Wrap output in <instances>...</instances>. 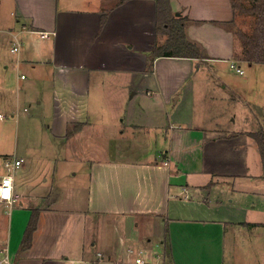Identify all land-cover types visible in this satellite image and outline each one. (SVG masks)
<instances>
[{"label": "crops", "instance_id": "crops-1", "mask_svg": "<svg viewBox=\"0 0 264 264\" xmlns=\"http://www.w3.org/2000/svg\"><path fill=\"white\" fill-rule=\"evenodd\" d=\"M1 5L14 21L0 17V34L12 38L17 58L12 72L1 63L8 97L0 100L25 127L37 121L52 155L61 153L59 173L74 142L87 159L84 176H64L61 187L56 168L53 177L40 175L53 159L41 158L39 148L26 144L12 160L0 154V184L6 174L14 180L13 201H0V264H232L237 235L264 229V172L250 137L264 126V95L254 94L256 84L264 89V64L243 59L232 28L254 16L234 12L232 0H171L206 58L157 57L152 64L167 38L157 0ZM115 137L149 150L88 158L109 150L104 141ZM34 210L37 228L21 253Z\"/></svg>", "mask_w": 264, "mask_h": 264}, {"label": "rangeland", "instance_id": "rangeland-1", "mask_svg": "<svg viewBox=\"0 0 264 264\" xmlns=\"http://www.w3.org/2000/svg\"><path fill=\"white\" fill-rule=\"evenodd\" d=\"M240 4L241 6L243 5L242 1H240ZM0 17L5 20L4 23L8 22V24H11L14 21L13 18L11 19L8 13L7 5L0 6ZM255 23L256 19L253 17L245 23L234 25L232 28L236 33L239 31L252 33ZM0 25L6 26L3 23H1ZM238 39L240 45L238 50L239 52L243 53V42L242 38L239 37V35ZM11 47L12 38L6 34H0V72H2L4 68V65L1 64L2 62L5 63L6 66H9V71L12 72L13 70L12 63H15L17 54L11 53ZM12 84H14V86L16 84L15 75L13 76ZM256 86H258L257 90ZM254 88V94L259 97V100H261L262 94L264 95V89H262V86L260 84H256ZM2 95L8 97L7 91H5L4 89H0V97ZM0 115L4 117H0V154L11 156L10 160H12L17 152H19V154L21 153L19 150H24V145L29 144L30 147H32V151L37 147L39 148L37 154L41 155V158L49 155L51 159H53L52 162L49 161L47 165L45 164L42 167V173L40 175L53 177L55 168L58 171L59 168L64 164V162L60 161L63 158L61 156V153H55L54 155H52L53 150L51 147V142L45 132L37 128V121L33 120V124L31 126L25 127L23 121L24 118L22 116H12L13 114H11V109L8 107V100L0 102ZM94 136L96 135L94 134ZM150 136L152 138H155L154 134H151ZM115 139H117V142H115L114 140L104 141L103 145L106 146L109 150H92V152H89L88 158L93 160L96 158H102L103 156L119 155L137 158L141 154H144L149 150V145H144V143L133 144L128 140H123L119 137H115ZM119 139H122L123 141H119ZM71 151L72 156L68 161L67 170L66 172L61 171L60 173L58 171V173L62 175V177H59L56 182H54L55 185L63 187L65 186V177H67L68 179V177H70L72 173H77V176L81 177L84 176L86 172L85 162L83 161L87 159L86 153H84L77 142H74ZM54 160H58L57 163ZM55 164L57 165V167H55ZM3 172L4 169L0 168V173L2 174ZM72 182L76 184L79 182V179H73ZM236 248L237 256L233 257L232 264H264V229L261 228L254 231L245 230L243 232H240V234H238L236 238Z\"/></svg>", "mask_w": 264, "mask_h": 264}, {"label": "trees", "instance_id": "trees-1", "mask_svg": "<svg viewBox=\"0 0 264 264\" xmlns=\"http://www.w3.org/2000/svg\"><path fill=\"white\" fill-rule=\"evenodd\" d=\"M234 12H242L246 15L254 16L256 23L252 33L242 31L237 34L242 38L244 45V60L248 64H264V0H254L250 7H243L239 0H232ZM158 25L161 33L167 36L164 44L156 46L152 54V64L157 57L176 58H206L203 46L192 41L187 35V25L189 20L181 15L173 13L171 0H157ZM234 24V21L230 23ZM71 132H68V136ZM259 148L260 157L264 172V126L257 132L250 133ZM39 212H32L30 221L26 228L20 252L23 253L32 244L33 234L37 228ZM171 246L169 238L165 239V254L170 255Z\"/></svg>", "mask_w": 264, "mask_h": 264}, {"label": "built area", "instance_id": "built-area-1", "mask_svg": "<svg viewBox=\"0 0 264 264\" xmlns=\"http://www.w3.org/2000/svg\"><path fill=\"white\" fill-rule=\"evenodd\" d=\"M18 47H14L12 49V52L16 53L18 52ZM232 68L236 69L240 74H244V70H242L239 67H236L235 64H232ZM21 164V160H16L12 163L8 162L7 166L9 168V172H11L14 167H18ZM13 175L12 174H6L3 176L0 184V201L2 202H8L11 203L13 201ZM137 262L139 264H143L144 262L141 259H138ZM2 263V261H0Z\"/></svg>", "mask_w": 264, "mask_h": 264}]
</instances>
